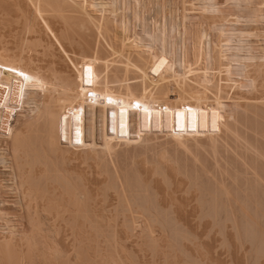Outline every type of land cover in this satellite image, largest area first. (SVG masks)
<instances>
[{
  "label": "bare ground",
  "instance_id": "6f19581e",
  "mask_svg": "<svg viewBox=\"0 0 264 264\" xmlns=\"http://www.w3.org/2000/svg\"><path fill=\"white\" fill-rule=\"evenodd\" d=\"M0 65V264H264V0H0Z\"/></svg>",
  "mask_w": 264,
  "mask_h": 264
},
{
  "label": "rangeland",
  "instance_id": "374dc122",
  "mask_svg": "<svg viewBox=\"0 0 264 264\" xmlns=\"http://www.w3.org/2000/svg\"><path fill=\"white\" fill-rule=\"evenodd\" d=\"M259 43H260V42H258V44H259ZM193 225H194V226H193ZM193 225H191V226L196 228V225H195V224H193ZM195 228H194V229H195ZM204 228H205V227H204ZM204 228H203V229H204ZM203 229H199L198 227L196 228L197 231H200V230L202 231ZM201 231H200V232H201ZM213 240H214V239H213ZM213 240H211L212 243H211L210 241L207 243L208 246H210L209 244H211L210 248H213V249L211 250V249L208 247L211 251H213V252H211V253H213V254H212L213 258H214V259L216 258L215 260L218 259L219 261H217V262H219V263H221V264H223V263L228 264V263H227V255H226V253H225V252L222 253V250H219V251H221V252H219V251L217 250V248H215V247H216V244H218V242H216V241H217L216 239H215L216 241L214 240V242H213ZM63 243H64V245H66V246L68 245V243H67L66 241H64ZM66 243H67V244H66ZM170 243H171V242H170ZM214 243H215V244H214ZM69 244H70V243H69ZM125 245H126V244H125ZM67 247H68V246H67ZM69 247H70V246H69ZM125 247H126V246H125ZM130 247H131V244H128V248H130ZM126 248H127V247H126ZM215 249H216V250H215ZM214 251H215V252H214ZM216 251L218 252V254L216 253ZM235 254H237V256L234 255V256L236 257V258L234 257V259H235V261L238 260L237 262H235V264H242V263H244L243 256H242L241 254H239V253H235ZM214 255H215V257H214ZM216 255H217V256H216ZM218 255H219V256H218ZM225 255H226V256H225ZM239 255H240V256H239ZM177 260H178V259H176L175 261H177ZM224 260H225V261H224ZM146 263H147V262H146ZM49 264H51V263L49 262Z\"/></svg>",
  "mask_w": 264,
  "mask_h": 264
}]
</instances>
